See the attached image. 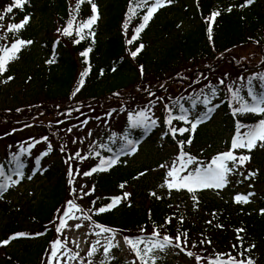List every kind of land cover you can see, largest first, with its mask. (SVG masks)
<instances>
[{"label":"trees","instance_id":"1","mask_svg":"<svg viewBox=\"0 0 264 264\" xmlns=\"http://www.w3.org/2000/svg\"><path fill=\"white\" fill-rule=\"evenodd\" d=\"M77 2L27 0L23 9L14 7L13 12L8 13L6 9L14 0H0V16L3 17L0 19V48L11 47L16 39L32 41L21 48L17 58L8 63L7 71L0 75V148L9 147L4 151L0 149V165L5 172L0 183L9 182L8 176L11 179L16 176L13 156L18 157L25 170L28 163L40 165L46 157L34 152L40 143L45 145L48 155L56 158L60 154L55 165L47 166L44 171L48 185L42 196L25 203L9 200L7 193L0 196V222L6 219V224L0 227V241L17 233L27 234L15 239L16 244L9 250L0 244L3 250L0 264H52L50 253L54 242L60 240L69 246L65 233L56 231L68 201L77 205L84 217L90 216L87 220L93 226L112 229L123 237H138L144 244L179 235L180 247L174 246L175 239L170 246L185 255L192 252L190 257L195 264H214L229 257L264 264V213L257 211L256 206L248 202H224L208 197L200 189L186 194L182 200L175 199L157 186L160 180V184L164 183L162 177L174 162L179 167L181 141L191 139V144L185 143L182 151L193 157L199 166H204L218 154L230 150L237 123L245 126L240 129L244 132L264 119V115L252 113L233 116L232 108L238 104L231 95V89L237 91L233 84L239 79L240 96L250 100L248 81L251 79L252 86L259 92L262 81L258 77L264 76V70L251 68L253 71L247 73L246 67L257 63L241 66L234 64L233 58L231 63L222 65L231 51L249 47L264 50V0L251 3L247 0H177L176 4L172 1L154 13L131 44L128 41L143 23V15L152 0H148L145 7L137 8L135 15H131L130 10L136 6V0H91L97 7L98 19L84 31V39L79 43L75 42L80 39L77 28L94 13L90 3L82 4L76 11ZM215 11L220 15L210 25L207 18ZM26 16L30 19L19 32L7 30L9 25L20 23ZM73 16L76 19L72 35H64L63 30ZM140 45H143L142 50L133 57L131 52ZM89 48L88 57H83L81 53ZM0 56H3L2 51ZM49 60L54 62L48 63ZM88 68L90 71L81 87V74ZM205 74L211 76L202 80ZM165 86L168 89L162 90ZM126 89L129 94H119ZM213 89L215 97L211 95ZM205 99L210 100L207 108H214L209 117L214 119L218 111H223L225 122L231 123L228 126L232 132L230 139L218 149L208 146L211 135L204 123H199L194 132L175 136L166 123L169 110L173 116L181 114L177 104L188 109V119L193 121L206 111L205 105L200 103ZM158 106L162 110L156 112ZM141 112L156 122L147 132L131 127L130 117H137ZM116 113L125 114V118L120 122L118 143H113L106 129L111 128ZM154 114H158V119L153 118ZM90 123L98 127L93 130V138L97 139V144L107 145V152L99 155L95 152L84 161H76L64 138L68 134L83 136ZM171 127L190 128L191 125L174 120ZM156 133H162L166 143L176 151L167 167L158 166L160 171L152 181L143 185L141 178L142 172L146 174L152 168L150 164L130 165L120 155L112 167L105 165L106 170L87 176L88 191L84 189V193L89 195L79 198L72 191L71 184L77 176L98 168L102 159L119 153L123 137L128 136L139 145ZM260 144L258 141L250 151L236 149L234 154L247 155L264 168V147L261 151L257 148ZM81 148L77 151L79 154L84 152ZM248 161L235 167L229 162L228 166L234 167V171L228 175V180L232 175L236 182L241 181L237 167L252 169ZM198 165L189 166V170ZM253 173L252 179L264 181V169L260 174ZM184 174L187 175V171L180 173ZM123 193L129 195L117 206L97 212ZM154 229L160 237L152 236ZM140 247L142 249V245ZM136 258L138 264H143ZM146 259L151 264V257ZM155 264H162L159 257Z\"/></svg>","mask_w":264,"mask_h":264},{"label":"rangeland","instance_id":"2","mask_svg":"<svg viewBox=\"0 0 264 264\" xmlns=\"http://www.w3.org/2000/svg\"><path fill=\"white\" fill-rule=\"evenodd\" d=\"M172 1H174L175 4L177 2V0ZM37 21L38 20L35 18L34 22L37 23ZM232 58L236 62L234 64H239L241 66H245L246 64L248 65L249 63H257L252 66L246 65V70L248 71L247 73H251L253 71L251 68L256 70H264V50L261 48L249 47L231 51L226 56V59L222 60V65L231 63ZM217 67H220V65H218ZM212 70L215 71V68ZM208 76L211 75L205 74V76L202 77V80H205ZM233 86L237 90H240V80L236 79ZM167 89L168 88H163L162 90ZM132 91L134 92L136 90L134 89ZM128 92L129 90L126 89L119 92V94L126 95L129 94ZM232 92L233 91L231 89V93ZM160 110H162L161 106H158L155 109L156 112H159ZM124 118L125 114L116 113L115 115H113L111 128L106 129V132L111 134L112 137L110 138L112 139L111 141L113 143H118L117 138L119 136V126L121 120ZM153 118L158 119V114H154ZM230 124V122H225L224 112L218 111L215 118L213 120H210L207 125H204V127L208 130V133L211 135V137L209 138L211 144H208L210 148H221L225 144V142L230 139L232 133L228 128ZM97 128L98 127L96 125H93L92 127V124L90 123L89 128L83 131V136H72L73 134H68L64 138V141L68 144L70 152L76 161H84L89 154L93 156L95 152L99 154L107 152V145L101 147L100 144H97V139L93 138L92 136L93 130ZM28 144H30V142L27 143L26 146ZM81 147L84 148V152L77 156L76 154L79 153L77 151L81 150ZM8 148H6L5 145H2L0 149L1 151H4ZM257 148L261 151V144L257 145ZM175 151L176 149L174 146H170L166 143L164 135H162V133H156L155 135H152L147 140H145L139 146V148H136L135 152L127 154L125 156V160L130 165H134L140 162H146L147 164H150L152 166L150 171H146V174H143L145 172L141 173V178H143V185H146V183L152 181L154 175L158 171H160L158 166H168V161L175 156ZM34 152L36 154L43 155V153L47 152V149L44 144L40 143L34 148ZM56 158L59 159L60 154ZM56 158L47 154L46 157H44V160L41 162V168L39 170L36 171L32 168L29 174L23 175V177L15 178L14 180H19V183L12 185L8 199L13 200L17 203H25L30 199L33 200L34 198L42 196L45 192L46 186L48 185L46 176L43 175V170L46 168V166H54L57 161ZM157 163L158 165H155ZM247 164H250L252 169L248 170L237 167L238 172L241 173V181L236 182L237 179L234 176L230 175L226 186H224L223 188H203V192H205L208 197H214L229 203H235L234 198L237 195H248L251 193L252 195H248V203L256 206V210L262 213V210L264 209V203H262V199H264V181L262 180V178L259 181H257L258 179H252V174L253 171H256L258 174H260L264 168H262L261 165L253 162V158L251 157ZM28 165L30 168L32 167L30 163H28ZM185 175L186 174L181 176ZM85 176L86 175H84V172L81 173V175H79L71 184L72 191L75 192L79 196V198H82L84 196V189L88 191V185L85 184L84 180ZM162 179H164V183L160 184L161 180L157 182L158 189H165V191L170 193L175 199L179 198L182 200L184 199V196L186 194H190L187 189L177 190L175 188L169 189L167 186L161 187V185H165L166 180H169L171 178L167 177V175L165 174L163 175ZM190 200L191 198H188V201ZM74 215L78 217V219H68V226L63 230L67 239L69 240V247L65 246L60 249L58 257L59 264H138L135 253L126 243L124 237L111 232L96 235V233L99 232L98 227H93L92 224H90L82 216L80 211H76ZM5 224L6 219L0 222V227L4 226ZM77 224L80 225L79 228L75 227V225ZM97 240L100 241L99 245H96ZM109 240H111L112 243L117 246L112 248L109 255L106 257L103 252V247L107 246ZM15 241L16 240L8 243L7 250H9L16 244L17 241ZM93 245H96L97 251L94 255L89 256L88 253L89 251H91ZM141 245L142 249L145 248L146 245L150 246L149 241H146V244ZM2 253L3 250L0 247V255H2ZM77 253L78 255H75ZM154 255L155 257H159L161 259L162 264H195V261L192 257L185 255L183 252L174 248L173 246L166 247L162 251L157 250ZM53 263L57 264V261L53 260Z\"/></svg>","mask_w":264,"mask_h":264},{"label":"snow or ice","instance_id":"3","mask_svg":"<svg viewBox=\"0 0 264 264\" xmlns=\"http://www.w3.org/2000/svg\"><path fill=\"white\" fill-rule=\"evenodd\" d=\"M27 2V0H14V3L7 7L6 11L8 13L13 12V8H20L23 9L24 4ZM248 3H251L252 0H247ZM84 3H90L92 11L94 15H92L89 19H87L85 22L81 23L79 27L77 28V33L80 35V39L76 40V43H79L80 40L84 39V31L86 29H90L91 26L96 22L98 19V10L94 3H91V0H78L75 10L79 11V8ZM172 0H152V3L148 6L146 13L143 15V23L139 25L135 29V35L132 37V40H129L128 43H132L137 37L139 36V33L147 26L148 22L160 8L165 7L167 4H171ZM148 4V0H136V6L133 7L130 12L131 15L136 14L137 8H143L145 5ZM228 11H231V8L228 9ZM220 15L219 11L212 12L211 15L207 18L209 21V24L214 23L215 18ZM0 19H3L2 16H0ZM30 17H25L23 21L20 23L11 24L8 26V31L16 33L19 32L21 29L25 27V25L28 23ZM76 17L73 16L72 19L69 21L67 27L63 30L64 35H72V28L73 23L75 22ZM127 27V25H125ZM209 36L211 34V26L208 28ZM91 34V33H90ZM211 38V36H210ZM32 41H24L22 39H16L12 44L11 47H2L0 48V51L3 52V56H0V75L5 73L7 71V65L11 60H14L17 58V53L21 50L22 47H24L26 44H31ZM143 45H140L135 51L131 52V55L135 57L138 55V53L142 50ZM91 49H87L84 52L81 53V55L85 58L88 57L89 52ZM54 61L49 60L48 63H53ZM90 71V68L86 69L85 72L81 74V80H80V86L82 87L84 84V78L88 75V72ZM262 83H261V90L257 92L254 87L252 86L251 79H249L248 84L249 87L247 89V94L250 100L245 99L244 97L239 95V90L232 92V99L236 101L238 104L237 107L232 108V114L233 116H237L240 114H257V115H264V76L258 77ZM8 79H11V77H8ZM6 82V81H5ZM223 83V81H221ZM76 91H79V87ZM75 94V93H74ZM211 95L215 97L216 93L213 89L211 92ZM195 101L193 102V105L195 106ZM200 103H203L205 105L206 111L200 115H198L193 121H190L188 119V109H185L182 105L177 104L180 110L179 116H173L171 115V110H169V115L167 117L166 123L170 126L169 131L171 135L175 136L177 133L180 135H183L185 132L195 131L196 127L199 123H202L204 120L209 118V113L214 110V108H207V104L210 103V100L205 99L204 101H201ZM215 107H218L215 106ZM131 120V127L132 128H140L144 132L149 131L153 126H155L154 120H149V117L146 115L145 112L139 113L137 117H130ZM174 120L183 121L185 123H188L191 125L190 128L185 127H171ZM245 127L244 125H241L237 123V134L233 138L231 142V148L228 152L218 154L215 158L212 159V161L204 166H199L198 162L191 156H189L187 153H184L182 151L184 144H191V139H188L186 141L180 142V148L181 153L177 157V161L179 162V167H177L176 162L173 163L170 170L167 171L166 175L167 177L171 178L169 180H166L165 185H161V187L167 186L169 189H187L189 192H196L199 189L203 188H216L220 189L226 186L228 182V175L234 171L235 166H242L245 164L246 161L250 160V157L247 155H235L234 152L236 149H247L251 150L256 146V143L259 141L261 142V146L264 147V119L259 120L258 124L247 128V131L241 132L240 129ZM169 133H165V135H168ZM43 139L47 140V137H44ZM124 143L120 148L119 153H117L114 157H110L108 159H102L100 161V166L98 168H93L90 172L84 173V175H91L92 172L95 171H104L106 170L105 165L110 168L113 165H115L120 155H126L129 153H133L136 150V144L132 139H129L128 136L123 137ZM101 147H104V145H101ZM51 150V147L49 146V151ZM111 151V149H109ZM43 155H47V152L43 153ZM77 156L79 153L76 154ZM96 155H99V153H96ZM13 161L15 162V169L14 174L18 175L20 177H23V164L19 161L18 157L13 156ZM232 162L234 167H229L228 163ZM37 163H39V158H37ZM197 164L198 166L194 169L189 170V166ZM160 167H165V165H160ZM187 171V175L181 176V172ZM4 166L0 165V177H4ZM69 175H72L71 171L69 172ZM142 175V174H141ZM254 175V173L252 174ZM31 178V177H29ZM7 180L10 182H4L0 183V196H2L4 191H7L8 187L10 185H14L19 183V180H12L11 176L7 177ZM121 188L124 187V185H120ZM84 195H89V193H84ZM128 193H123L122 197H114L112 198L109 205L106 207H101L97 209V212L103 213L106 211L111 210V208L117 206L122 199H126ZM152 195H155V193H152ZM248 195H252L251 193ZM248 195H237L234 199L237 203H247L248 202ZM193 199L195 200V196H193ZM94 203V202H93ZM76 211H80L77 205H75L72 201L67 202V209L62 214L60 218V223L56 228L57 232H62L68 225L67 220L68 219H78L74 215ZM85 219H91L90 216L85 215ZM170 222V221H169ZM75 227L79 228L80 225L77 224ZM96 227L99 228V232L96 233V235H100L102 233H109L112 232V229L96 225ZM238 231H242L238 230ZM27 234L25 233H17L14 234L9 240L0 241V244L7 245L11 242L13 239H17L20 236H25ZM186 235V234H185ZM153 237H160V233L154 229L152 233ZM175 239V245L176 247H180V241L181 237L178 235L175 238L164 236L162 239L157 240H150L149 245H146L145 248L141 249L140 245L144 244L145 241H143L140 238H129L125 237L126 243L129 245V247L132 249V251L136 254V256L143 262V264H149V259H146V257H151V264H155L156 257L154 253L157 250H164L167 246L173 245V240ZM239 239V238H238ZM100 241H96V245H99ZM96 245L92 246L91 251H89L88 255L92 256L96 253L97 247ZM117 245L113 244L111 240L108 241L107 246L103 247L104 255L107 257L111 251L112 248L116 247ZM65 247V243H62L60 240H56L53 245V250L50 253L51 259L54 261H57V264H59L58 257L60 253V249ZM143 253V254H142ZM189 256H192V252L187 253ZM75 255H78L75 254ZM242 255V253H241ZM74 258V257H70ZM197 259H200L199 257ZM214 264H253V261L251 259H248L247 261H237L233 257H229L227 260L224 261H215Z\"/></svg>","mask_w":264,"mask_h":264}]
</instances>
